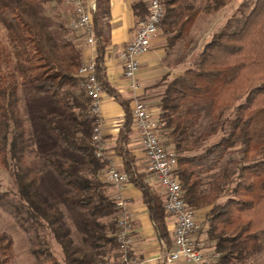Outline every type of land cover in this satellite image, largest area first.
I'll use <instances>...</instances> for the list:
<instances>
[{"label": "trees", "instance_id": "16d2710c", "mask_svg": "<svg viewBox=\"0 0 264 264\" xmlns=\"http://www.w3.org/2000/svg\"><path fill=\"white\" fill-rule=\"evenodd\" d=\"M64 1L0 0V169L16 187L15 192L4 191L0 182V208L10 210L34 234L31 252L45 264H113L112 259L121 258L118 209L112 186L104 180L109 161L97 158L92 140V101L79 75L82 50L61 12L54 9L50 16L44 9ZM226 1L209 0L207 10L216 12ZM96 3V75L125 112L115 151L129 182L142 193L160 239L171 246L165 196L138 170L130 150V102L107 77L101 17L108 0ZM163 3L161 28L172 49L188 37L200 11L191 0ZM140 6L137 14L144 20L148 4L136 8ZM168 77L162 79L166 89L158 103L165 123L161 134L165 146L178 155L176 174L188 207L211 208L198 233L206 248L220 254L215 264H257L264 254V0H244L183 74L171 81ZM27 86L51 100L34 117L21 108V88ZM207 115L212 127L199 133ZM225 164L229 167L223 168ZM55 192L73 214L83 217L80 244ZM41 230L51 234L61 257ZM14 259L13 237L0 232V264Z\"/></svg>", "mask_w": 264, "mask_h": 264}, {"label": "built area", "instance_id": "2783aa9c", "mask_svg": "<svg viewBox=\"0 0 264 264\" xmlns=\"http://www.w3.org/2000/svg\"><path fill=\"white\" fill-rule=\"evenodd\" d=\"M74 15L69 20V27L83 34L87 46L95 47L97 37L93 15L97 8L96 0H71ZM148 15L141 20L136 28L134 39L121 50L118 59L123 67L124 76L129 82V88L134 94L132 117L135 129L146 157V171L157 183L158 191L165 196V210L175 219L172 248L167 249L156 260L163 264L184 261L192 264H215L220 257L217 252H208L196 241L194 235L200 230L202 222L198 220L196 211L188 207L178 175V155L164 144L162 130L165 123L154 115L141 99L143 87L139 83L138 74L143 58L150 52L153 39L161 29L165 6L163 0H147ZM96 58H90L79 69L83 78L82 88L91 98L90 113L95 118L93 129V144L96 156L107 159L106 143L103 134L102 100L105 90L96 75ZM104 180L116 191L113 199L118 209L117 240L120 245L121 258L117 264H147V260L134 259L130 256L133 245V217L124 197V190L130 183L128 176L115 165L109 164L104 170Z\"/></svg>", "mask_w": 264, "mask_h": 264}, {"label": "crops", "instance_id": "0c3cea01", "mask_svg": "<svg viewBox=\"0 0 264 264\" xmlns=\"http://www.w3.org/2000/svg\"><path fill=\"white\" fill-rule=\"evenodd\" d=\"M200 14L192 27L191 34L195 31L198 33V25L202 22H209L210 18L213 21L214 15L210 10L205 12L208 8L209 0H191ZM66 5L62 8L61 14L63 19L67 22L74 15V6L71 0L63 2ZM62 4V6H63ZM138 4H148L147 0H108V6L103 12L101 17L102 37L101 39L106 43L104 64L109 82L123 97V99L132 103L134 94L129 88V82L124 76L123 67L118 59V54L121 50L127 47L134 39L136 28L141 21L137 11L141 10V6L136 8ZM65 5V4H64ZM61 7V6H60ZM195 30V31H194ZM196 33V32H195ZM205 34V33H204ZM202 34V35H204ZM74 38H77L80 49L83 54V63L87 62L90 58L97 57L99 39L97 37V45L95 47L87 46L84 42L83 34L80 32H73ZM211 36L209 37V39ZM208 41V40H207ZM167 36L163 33L159 34L153 39L150 52L143 58L141 70L138 74V80L144 89V95L141 99L148 105L155 109L159 117L160 109L156 100L150 95L154 90V86L168 75L169 78H175L186 70L188 66V59L190 55L185 58L186 62H181L177 65L168 62V54L166 52ZM148 107V108H150ZM102 118H103V134L106 143V157L110 164L115 165L119 170L123 171L122 159L116 154V140L118 133L124 123L125 112L123 107L112 97L105 94L102 100ZM133 133L131 135L130 150L136 159V166L140 172L147 173L146 171V157L142 149L140 138L134 126L132 127ZM151 177V176H150ZM153 178V177H151ZM150 185L158 191L157 183L153 179L148 181ZM110 193L114 196L116 191L113 187L109 188ZM159 192V191H158ZM124 197L128 203L129 210L132 214V228H133V245L131 247V257L139 260H147V264H163L161 261L156 260L167 249L172 248L167 242L160 239L154 224L151 220L150 213L147 206L142 200V193L131 183H129L124 192ZM210 207L196 211L198 220L203 222L206 214L210 211ZM167 228L170 232L171 240H173L175 219L172 217L167 218ZM196 241L200 242L204 249L209 253L213 252L212 249L205 247L204 236H200L197 232L194 235ZM173 243V241H172ZM119 259H112L113 264H117ZM172 264H192L184 261H177Z\"/></svg>", "mask_w": 264, "mask_h": 264}, {"label": "rangeland", "instance_id": "374dc122", "mask_svg": "<svg viewBox=\"0 0 264 264\" xmlns=\"http://www.w3.org/2000/svg\"><path fill=\"white\" fill-rule=\"evenodd\" d=\"M226 1V0H225ZM244 0H227L226 5L221 7L218 11H212V15H214L213 21L210 18V21L207 23L205 22L204 26L202 25V22L198 25V33L197 31L194 32V34H191L192 29L190 30V33L188 37L181 41L177 46L174 48H168L166 47V52L168 54L167 61L174 63V65H177L181 62H186L185 58L190 55V58L188 59V66L192 63L196 55L199 53V51L204 46L205 42L209 40V37L212 36L221 26L224 25V23L227 21L228 18H230L237 10L239 5ZM65 4V5H64ZM63 6L61 5H52V7L47 6L45 11L50 16L53 15V10L57 9L58 11H62V8L66 5L69 6V3H64ZM207 12V8L205 10ZM163 33V29L161 28L159 30V34ZM205 33V34H204ZM204 34V35H202ZM170 62V63H171ZM173 78H169L167 81H171ZM153 92L150 93V95L153 96V98L156 100L154 103L159 102L165 89H166V82H164L162 79L153 87ZM21 108H23L27 115L30 117H34L39 112H43L47 109L48 104H50L51 100H49L45 94L40 93L32 86L22 87L21 88ZM144 95V89L143 94ZM47 104V105H46ZM148 107H150L148 105ZM151 112H157L155 109H152V107L148 108ZM132 111V110H131ZM132 114V112H131ZM157 114V113H155ZM133 118V117H132ZM213 122V119L210 116H205L202 120L200 126H199V133L208 131L212 126L211 123ZM218 136H212L208 139L207 144L210 142H213L216 140ZM110 162L108 163V165ZM229 167L228 164H225L224 167ZM223 168L221 167L214 175H219ZM148 174V173H147ZM151 175L148 174V181L149 179L153 178L150 177ZM211 180V179H210ZM209 180V181H210ZM0 182L2 184L3 190H7L10 192H15L16 187L14 180L10 177L9 173L3 169H0ZM55 201H57L63 208V210L66 212L68 221L73 226L74 236L77 243H81V232L80 227L78 226L79 221L83 217L77 216L73 214L70 209L61 201V199L58 197V193L55 192ZM202 226V225H201ZM201 229V228H200ZM0 232H7L11 234L14 240V250H15V259L13 261V264H45L43 261L38 260L31 252V247L35 245V237L33 233H29L26 230L23 229L22 225L20 224L18 218L10 211L6 209L0 208ZM41 235L45 241H47L51 248L53 249L56 256L61 257V249L56 244L54 239L52 238L51 234L48 232H45L44 230H41ZM257 264H264V254L259 255L256 258Z\"/></svg>", "mask_w": 264, "mask_h": 264}]
</instances>
